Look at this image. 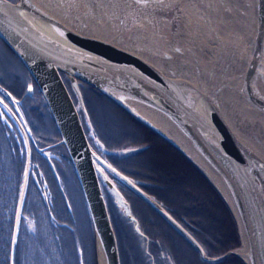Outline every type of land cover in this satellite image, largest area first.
I'll use <instances>...</instances> for the list:
<instances>
[{
    "label": "water",
    "instance_id": "obj_1",
    "mask_svg": "<svg viewBox=\"0 0 264 264\" xmlns=\"http://www.w3.org/2000/svg\"><path fill=\"white\" fill-rule=\"evenodd\" d=\"M59 1L72 19L83 20L76 26L80 29L89 19L97 20V14L122 11L115 20L107 17L99 24L107 23L118 34L117 42L133 48L127 51L93 40L33 0H0V38L35 81L73 163L89 210L99 264H121L101 182L140 232L129 203L105 171L125 180L169 222L174 220L94 152L70 93L71 89L82 102L80 82L170 144L220 193L248 252L230 249L210 259L192 239L203 258L220 260L235 254L250 264H264V155L252 152L253 148L249 151L225 115L255 112L264 118V0H254L253 39L239 83L230 74L237 53L231 56L235 50L231 45L220 46L216 24L218 15H231V6L241 12L236 9L237 0H226V5L216 0L221 10L203 0ZM183 26L190 31L187 35ZM139 148L143 147L125 153Z\"/></svg>",
    "mask_w": 264,
    "mask_h": 264
},
{
    "label": "rangeland",
    "instance_id": "obj_2",
    "mask_svg": "<svg viewBox=\"0 0 264 264\" xmlns=\"http://www.w3.org/2000/svg\"><path fill=\"white\" fill-rule=\"evenodd\" d=\"M182 32L187 35L190 31L184 29ZM5 45L0 41V264H99L89 210L77 181L73 182L72 191L75 192L72 194L70 205L75 223L71 224L72 218L68 214L63 216L62 209L66 208L67 200L61 198L60 202L57 201L58 206L55 204L62 212L59 216L64 222L61 229L57 224L59 222L56 219L57 215L51 211L47 202L42 201V190L35 170L31 165L29 166L28 154L36 151L34 149L38 139L49 134L43 132L52 130L58 133L46 102L34 84L32 76L30 79L27 71L25 72L20 66L18 62L20 59H16V55V57L11 55ZM3 85L18 94L24 93L23 101L16 102L19 97L9 94L7 89H3ZM29 88L32 90L31 94H28ZM70 92L75 99L89 143L101 158L104 155L99 154L97 152L99 150L102 153L113 150L114 154L130 156L135 161V170L139 176L146 175L155 184L162 186L157 191L158 195L167 196V191L173 190L164 176L166 169L177 171L181 169L188 174V180L184 181L183 176L176 179L177 182L183 181L177 183L182 185L174 186L176 192L172 197L182 200L188 207L196 210L192 216L194 220H206L204 225L208 229L207 236L210 240L206 251L204 250L206 257L216 258L230 249L239 251L243 248L244 237L231 210L220 193L191 162L182 156L206 182L200 180L197 173L175 151V148L174 150L155 134L133 123L121 108L100 96L94 89L92 93L89 89L82 91L85 97V101L82 102L76 99L77 96L71 89ZM2 94L7 96V100L2 98ZM96 123L100 126L99 134L116 135L124 141V145L110 149L107 142H102L94 132L93 126ZM57 137L54 136L53 141L58 142ZM25 143L28 148L26 161H24L23 149ZM134 147L143 148L125 153V150ZM204 182L212 188L213 193ZM163 187H167V191ZM103 196L106 206L113 210L112 222L121 264H165L171 246H176L174 248L179 258L182 257L189 262L193 258L194 264H250L247 259L235 254H228L218 263L204 262L198 249L182 231L168 223L181 237L179 240L170 227L164 230L162 218V230L151 227L147 232L146 228L138 223L140 232L137 233L112 196L108 192H103ZM150 198L153 199L152 196ZM203 209H208L214 214L218 219V226L211 228L212 221L199 215L198 210ZM66 237H69L70 241L64 244ZM133 245L139 250L140 258L135 257Z\"/></svg>",
    "mask_w": 264,
    "mask_h": 264
},
{
    "label": "flooded vegetation",
    "instance_id": "obj_3",
    "mask_svg": "<svg viewBox=\"0 0 264 264\" xmlns=\"http://www.w3.org/2000/svg\"><path fill=\"white\" fill-rule=\"evenodd\" d=\"M14 1V0H10ZM3 89H7L9 91V94H13L18 100L16 102L21 103L23 101V98L25 97V94H18V92H14L7 86L3 85ZM79 89L82 95L83 100L85 101V97L83 96V92L85 89L88 90L89 92L92 93V87L89 86L88 84L84 82H80L79 84ZM92 89V90H91ZM32 91V90H31ZM71 93V92H70ZM4 100H7V96L4 94L1 95ZM72 96V94H71ZM73 101H75L74 97ZM107 101V100H105ZM109 102V101H107ZM75 106L77 107L76 103ZM119 107V106H118ZM80 116V115H79ZM81 119V117H80ZM95 120H97L95 118ZM82 122V120H81ZM99 124V120L97 121ZM94 124L93 129L94 132L97 133L99 139L102 142H107L109 148L111 149L112 147L115 146H123L124 141H121L120 137H117L116 135H109L105 136L102 134H99V129L100 126ZM83 125V124H82ZM144 127V126H143ZM146 128V127H144ZM57 129V128H56ZM147 129V128H146ZM149 130V129H148ZM150 131V130H149ZM43 133H49L46 134L45 137H42V139H38L36 142L35 152H30L28 154V160H29V166H32V169L35 170L36 172V178L40 184V188L42 190L41 196H42V201L48 203V207L51 209V211L57 215V224L60 225V229L63 228L62 225L64 222H62V219L59 217L62 212L56 208L57 201L60 202L61 198H64L67 200L66 208L62 209L63 211V216L65 214H68L70 218H72L71 224L75 223L74 220V214L72 213L70 209V205L72 204V194L75 191H72L74 189V181L76 180L77 183L79 184V181L77 179L75 169L73 166V163L69 157V154L64 146V144L61 141L60 134L57 130L56 134L54 131H47ZM153 133V132H152ZM86 134V133H85ZM155 134V133H153ZM156 135V134H155ZM54 136H58V142L53 141ZM87 136V135H86ZM159 137V136H158ZM160 138V137H159ZM60 139V143H59ZM88 139V138H87ZM52 140V141H50ZM163 140V139H162ZM164 141V140H163ZM58 143V144H57ZM34 145V144H33ZM106 147V146H105ZM107 148V147H106ZM24 149V154L25 158L24 161H26L27 157V145L26 143L23 146ZM29 150H32V148H29ZM177 151V150H176ZM99 154L104 155L102 158L107 162L111 167H113L116 171L121 173L123 176H126L140 191L144 192L146 195L149 197H153V201L159 205L161 209L166 211L171 218L174 220L176 224L180 226L177 227L174 222H169L162 214L159 213L151 204L146 202L137 192L136 190L130 186L125 180L122 178L116 176L112 172H108L107 176L109 179L114 183L116 188L122 193V195L125 197L127 202L130 205L131 211L133 215L136 217L138 223L143 225L147 232L152 228L162 230V219H164V230L170 225L168 223H171L174 225L176 228H178L182 233L186 232L189 234L191 238L189 240L194 244V246L198 249L197 245L193 242L192 239H194L202 248L203 252L204 250L206 251V247L209 244V236L208 235V229L204 225L206 220H194L192 218L193 213L196 212L191 207H188L187 204L182 202V200H178L177 198H173L172 194L170 193V190L167 191L165 187V190L167 191V196L165 195H158L157 191L161 189L162 186L160 184H155L153 180L148 177L144 176L141 177L139 176L138 172L135 170L136 169V164L135 161L130 157V156H121L114 154L113 150H107L105 153H102L100 150L97 151ZM132 153V152H130ZM116 176L117 178H115ZM75 178V179H74ZM132 178H138L139 180H133ZM46 184V185H45ZM102 185V191H106V187L103 185V182H101ZM80 186V184H79ZM81 189V187H80ZM164 191V190H163ZM82 192V190H81ZM83 195V193H82ZM136 195V196H135ZM84 197V196H83ZM85 201V200H84ZM56 204V205H55ZM110 220L111 222L113 221L112 218L113 216V210L111 207H107ZM199 215L206 217L209 221H212L211 228H214V226H218V219L214 217V214L210 212L207 209V212H200ZM58 212H60L58 214ZM160 217V219H159ZM162 218V219H161ZM147 225V226H146ZM210 225V223H209ZM112 226L114 229V225L112 222ZM170 229L172 230L173 234L178 237L179 240H181V237L177 232H175L171 227ZM115 232V230H114ZM185 235V234H184ZM150 236H151V231H150ZM186 236V235H185ZM213 236V235H211ZM116 237V234H115ZM187 237V236H186ZM70 238L66 237L64 244L69 242ZM63 244V242H61ZM134 246V252H135V257L140 258V252L139 250L135 249ZM176 247V246H174ZM174 247H170L169 253L166 256L167 260L165 264H194V259L191 258L190 262L187 260H184L178 257L177 255V250ZM200 252V250L198 249ZM205 254V253H204ZM201 255V252H200ZM120 256V254H119ZM183 256V255H182ZM202 260L204 262H212V263H218L220 260H208L205 259L201 256ZM209 258V257H208ZM121 259V258H120ZM213 259V258H210Z\"/></svg>",
    "mask_w": 264,
    "mask_h": 264
},
{
    "label": "bare ground",
    "instance_id": "obj_4",
    "mask_svg": "<svg viewBox=\"0 0 264 264\" xmlns=\"http://www.w3.org/2000/svg\"><path fill=\"white\" fill-rule=\"evenodd\" d=\"M37 5L43 7L44 9L49 10L54 17L59 19L64 24L72 27L80 29L76 26L79 22H83L81 18L72 19L67 11H64L61 8L62 3L59 0H33ZM222 4L226 5V0H218ZM233 1V0H228ZM203 4H209L212 8L220 9L216 5V0H203ZM236 9L239 8L241 12L235 11V8L231 6V15H218V24L220 26L219 35L221 37L220 46L226 45L230 46L231 49H235L231 51V56L237 53L234 62H231L230 67V74L231 79L236 83H239L241 74L244 71L245 65V58L248 56V49L249 45L253 39V8H254V0H237L236 1ZM238 9V10H239ZM221 10V9H220ZM121 14L122 11L120 10H110L108 13L102 15L97 14L95 19H89V22L86 26H83V29H80L84 32L81 34L87 36L90 35L89 38L93 40H101L107 46H111L110 43L114 44L115 46L122 47L125 50H133V48H129L126 45H123L121 42H117L118 34L113 31L109 27L107 23L100 25L99 23H103L106 21V18H112L115 20L117 16ZM124 15V13H123ZM231 16V17H230ZM211 19V18H210ZM113 22L112 20H108ZM114 23V22H113ZM115 50H119L118 48H113ZM193 81V80H192ZM251 111H248L249 113ZM231 125L235 129L237 133V137L241 139L244 145L249 149H254L253 151H257L258 153L264 155V118H261L257 114L252 113V116H249L250 113L247 115L243 113L238 116L235 112L226 113ZM254 116V117H253ZM240 117V118H239ZM240 119V120H238ZM256 149V150H255ZM238 215V213H237ZM239 217V216H238ZM246 244V241H245ZM248 252L247 244L243 248V253L246 254Z\"/></svg>",
    "mask_w": 264,
    "mask_h": 264
},
{
    "label": "trees",
    "instance_id": "obj_5",
    "mask_svg": "<svg viewBox=\"0 0 264 264\" xmlns=\"http://www.w3.org/2000/svg\"><path fill=\"white\" fill-rule=\"evenodd\" d=\"M0 41H2V39L0 38ZM2 43L5 45V43L2 41ZM6 46V45H5ZM7 47V46H6ZM7 49H8V52L11 54V55H14L15 56V54L7 47ZM16 57V56H15ZM18 57H16V59H17ZM19 62V64H20V66L22 67V69L26 72L27 71V69L24 67V65L22 64V62L19 60L18 61ZM27 75L30 77V79H31V75H30V73L27 71ZM33 79V78H32ZM33 82H34V84H35V81L33 80ZM36 85V84H35ZM94 91H97V90H95L94 89ZM98 92V91H97ZM99 93V95L100 96H102V97H105V99H108L106 96H104L103 94H101L100 92H98ZM109 101H111L110 99H108ZM113 102V101H112ZM114 103V102H113ZM115 104V103H114ZM120 108V107H119ZM122 109V108H121ZM123 110V109H122ZM124 111V110H123ZM124 113L126 114V115H128L125 111H124ZM128 117L131 119V121L133 122V123H136L137 125H140V126H142L143 127V125L141 124V123H139L138 121H136L135 119H133L130 115H128ZM128 123H130L129 121H128ZM145 127V126H144ZM143 127V128H144ZM146 129V128H145ZM149 133H151V134H153L151 131H149L148 129H146ZM156 137H157V135H156ZM165 142V141H164ZM167 145H169L168 143H167ZM169 146H171V145H169ZM172 147V146H171ZM173 148V147H172ZM174 149V148H173ZM175 150V149H174ZM176 151V150H175ZM9 152H10V150H9ZM181 157H182V155L178 152V151H176ZM183 158V157H182ZM184 159V161L197 173V175H198V172L187 162V160L185 159V158H183ZM14 160V159H13ZM167 170V171H166ZM165 171L164 170H162V172L164 171V176H166V178H167V182H168V184H169V186L170 187H172L173 188V190L172 191H170V193L171 194H173L174 192H176V188H174V186H178V185H182V184H177V183H181L183 180L185 181V180H188L187 178H189L188 177V174L185 172V171H183V170H176V169H171V168H169V169H166ZM176 170V171H175ZM176 174H178V176H176L175 177V175ZM180 176H183V177H185V178H183V180L181 181V182H177V180L176 179H180ZM198 177L200 178V180H202V181H205L204 179H202V177L201 176H199L198 175ZM206 182V181H205ZM204 182V183H205ZM206 184V183H205ZM206 186L212 191V193H213V190H212V188L211 187H209L207 184H206ZM200 212L202 213V212H204V213H206L207 212V210H205V209H203L202 211L200 210ZM203 217V216H202Z\"/></svg>",
    "mask_w": 264,
    "mask_h": 264
}]
</instances>
